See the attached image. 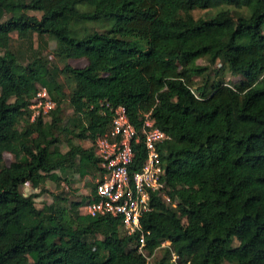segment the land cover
<instances>
[{"label":"trees","instance_id":"16d2710c","mask_svg":"<svg viewBox=\"0 0 264 264\" xmlns=\"http://www.w3.org/2000/svg\"><path fill=\"white\" fill-rule=\"evenodd\" d=\"M221 4L246 6L250 15H192ZM98 19L112 26L79 36V23ZM263 28L264 0H0V264H148L164 241L165 257L155 264H170L171 254L175 264H264ZM34 34L53 38L58 56L86 65L58 69L39 54L20 63L12 42ZM203 57L221 59L243 79L196 95L192 75ZM65 72L75 80L69 102L78 137L106 129L110 116L99 113L100 100L124 105L137 128L151 111L169 135L159 146L162 179L178 203L152 195L153 208L140 220L146 253L137 248L140 232L127 235L115 217L80 214V203L64 207L60 196L37 208L35 195L20 191L55 178L73 155L51 149L56 129L69 132V122L59 126ZM39 86L58 103L49 122L30 121ZM5 153L14 156L9 164ZM145 157L140 143L133 169Z\"/></svg>","mask_w":264,"mask_h":264},{"label":"built area","instance_id":"2783aa9c","mask_svg":"<svg viewBox=\"0 0 264 264\" xmlns=\"http://www.w3.org/2000/svg\"><path fill=\"white\" fill-rule=\"evenodd\" d=\"M58 103L48 90L39 86L28 103L30 121L48 118ZM99 113L109 114L106 129L95 136L92 152L101 169L96 180L94 194L82 207V213L90 217L111 216L117 218L127 235L140 232L137 248L145 246L141 231V217L152 210V195L164 202L170 199L168 187L162 179L159 146L169 139L152 118L151 111L139 116L140 128L131 122L124 105L112 106L106 100L98 102ZM142 143L146 157L137 169L136 146Z\"/></svg>","mask_w":264,"mask_h":264},{"label":"rangeland","instance_id":"374dc122","mask_svg":"<svg viewBox=\"0 0 264 264\" xmlns=\"http://www.w3.org/2000/svg\"><path fill=\"white\" fill-rule=\"evenodd\" d=\"M81 9L86 10L87 6L82 7ZM221 10H229L235 18L239 16L247 17L250 15V9L246 6L235 7L233 5L227 4H221L218 7L207 9L196 8L192 10V15L195 18H210ZM37 15H39V13H37ZM111 26L112 20L98 19L81 22L76 26V30L78 31L79 36H83L84 34L93 31L105 32ZM12 35L13 37H16L15 33H13ZM12 43V49L17 53L18 60L22 64L28 63L35 54L41 55L48 61L50 65L56 66L58 69H62L66 64L73 67H83L87 63L84 58H67L64 56H58V54L56 53L57 42L53 38H50L48 36L38 37L36 34H34L29 40L14 38V41ZM195 66L202 69L198 74L192 75V89L196 95L210 92L213 85L218 82L234 86L243 79L241 75L232 74L221 59H217L214 62H211L207 57H203L195 62ZM59 81L64 85V93L66 94V98L62 99V102L60 104L61 114L59 116L61 118V123H59V126L63 127L65 125L66 119L69 118V108L71 107L69 97L75 87V80L73 75L65 72L59 74ZM17 128L18 130H23L24 122L19 123L17 125ZM54 134L58 138V140H64V138L68 135L67 132H62L59 129H56ZM51 149H53V145ZM13 160L14 156L12 154H4V164H9ZM41 197V199H35V205L37 208H42L45 206V200L43 196ZM177 203V199H169L167 201V204L171 205L173 208L176 207ZM182 222L185 226H189L190 224L189 220L186 217H183ZM93 227L98 230L96 225H93ZM99 237H102V234L100 232ZM168 244L169 241H164L160 248L156 249L151 255L147 256L148 264H155L157 261L165 257V251L163 248ZM232 245L237 246L238 240L234 239ZM142 252L146 253V250H144L143 248ZM170 257V264H175L177 261L176 256L171 254Z\"/></svg>","mask_w":264,"mask_h":264},{"label":"crops","instance_id":"0c3cea01","mask_svg":"<svg viewBox=\"0 0 264 264\" xmlns=\"http://www.w3.org/2000/svg\"><path fill=\"white\" fill-rule=\"evenodd\" d=\"M75 114L72 107L69 108V118L65 123L69 122V132L64 140H58L53 144V148L58 149L61 153L72 151L73 155L69 157V164L63 170H54L55 178L46 177L38 184L26 182L19 188L24 195H35V199H41L43 196L45 205L53 202L55 196L62 198L61 204L70 208L74 202L80 203L78 210L82 213L81 207L91 199L94 194L96 180L100 177L101 169L98 162H92V158L81 157L79 150L85 153L93 154L94 139L92 137H78V132L73 127ZM82 118V126L87 124L86 119ZM49 122L51 117L43 118ZM94 156V154H93ZM95 157V156H94ZM59 197V198H60ZM84 215V214H83Z\"/></svg>","mask_w":264,"mask_h":264}]
</instances>
